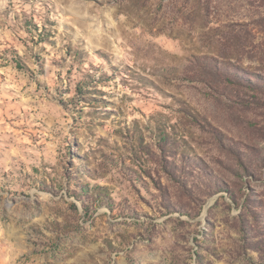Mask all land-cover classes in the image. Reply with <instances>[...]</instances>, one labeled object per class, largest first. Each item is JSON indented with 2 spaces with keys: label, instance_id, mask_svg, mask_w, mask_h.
Listing matches in <instances>:
<instances>
[{
  "label": "rangeland",
  "instance_id": "374dc122",
  "mask_svg": "<svg viewBox=\"0 0 264 264\" xmlns=\"http://www.w3.org/2000/svg\"><path fill=\"white\" fill-rule=\"evenodd\" d=\"M0 264H264V0H0Z\"/></svg>",
  "mask_w": 264,
  "mask_h": 264
}]
</instances>
